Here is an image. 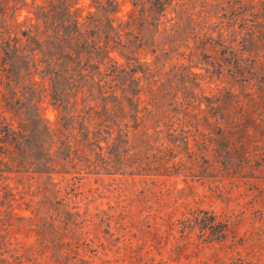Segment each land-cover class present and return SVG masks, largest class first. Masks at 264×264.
Segmentation results:
<instances>
[{
    "label": "trees",
    "instance_id": "obj_1",
    "mask_svg": "<svg viewBox=\"0 0 264 264\" xmlns=\"http://www.w3.org/2000/svg\"><path fill=\"white\" fill-rule=\"evenodd\" d=\"M20 1L27 4L0 0V264H93L79 249L80 243L87 244L77 237L83 220L68 197L60 194L61 181L54 175L103 171L152 176L154 185L160 177L180 174L212 177L220 172L232 179L235 170L249 167L253 143L264 142L263 92L227 90L207 99L202 109V101L183 85L181 72L187 67L178 66L180 73L174 76L182 86L172 94L177 85L157 77L151 64L141 61V51L155 45V34L148 38L146 33L158 24L171 0H133L125 20L115 17L118 0H92L100 14H90L84 29L73 8L77 0L49 1L37 7L34 18L18 21ZM252 8L250 19L241 18L247 31L238 47L224 43L221 32L217 40L208 36L195 47L212 63L228 65L241 77L264 59V5L260 12L255 5ZM186 72L187 78L196 76ZM47 96L57 110L53 128L41 111ZM147 118L157 123L155 133L162 132L157 127L166 130L171 148L161 142L153 152L154 144L147 142V153L132 150L130 136ZM35 176L44 180L34 186L30 179ZM171 194L159 190L150 205L135 200L139 216L168 237L175 221L187 220L183 212L175 219L180 196ZM215 219L212 214L202 220L197 216L194 226L202 235L205 229L210 234L218 229L212 235L227 238L228 224ZM21 235L29 242L19 241ZM181 237L186 246L189 236L184 230Z\"/></svg>",
    "mask_w": 264,
    "mask_h": 264
},
{
    "label": "rangeland",
    "instance_id": "obj_2",
    "mask_svg": "<svg viewBox=\"0 0 264 264\" xmlns=\"http://www.w3.org/2000/svg\"><path fill=\"white\" fill-rule=\"evenodd\" d=\"M25 1L26 5L19 2L23 6L17 12L18 21H22L25 16L34 18L39 5L56 0ZM132 1L118 0L119 8L115 17L125 20L133 8ZM261 4L264 5V0H171L158 24L146 33L148 38L152 37V33L155 34V45L141 51V61L151 64V73L161 76L163 80L168 78L172 84L177 85L171 88L172 94L182 86L176 81L178 76H174L180 73L178 66L187 67L181 72L185 79L183 85L193 90L198 101H202V109H205L207 99L220 96L227 90L238 94L245 89L253 93H264L263 58L253 65L250 74L241 77L229 71L228 65L220 68L212 63V58H205L200 54L201 49L195 48L203 44L208 36L217 40L220 32L224 43L229 45L234 42L235 47H238V42L247 31L241 18L250 19L254 5L255 10L262 11ZM73 8L76 9L83 29L88 26L90 14H100L92 0H77ZM251 24V21L247 22L248 26ZM196 34L198 38L192 39L191 36ZM154 47L153 53L151 49ZM186 70L196 76L187 78ZM186 80L189 82L186 83ZM180 96L179 92L178 99ZM260 101L264 105V100ZM41 111L50 128L55 127L57 110L51 105L48 96L42 100ZM156 124L147 118L143 126L132 133L129 145L133 151L147 153V142L154 144L153 152L157 151L161 142H165L166 149L173 146L167 142L165 129L157 127L162 132L155 133ZM253 144L255 155L251 157L249 167L241 172L235 170L232 179L220 172L214 173L212 177L206 173L187 178L180 174L160 177L153 185L152 176L107 174L103 171L98 174L82 171L65 174L63 177L62 174L54 175L55 180L61 181L60 194L68 197L70 205L75 206L74 210L79 212V220H83L81 233L77 237L84 238L87 244H79L81 254L93 264H216L231 260L237 264H264V142L259 140ZM162 153H166V150ZM199 163L203 164L202 161ZM35 178L30 179L35 182L34 186L44 180L41 177ZM11 183L14 186L13 180ZM159 190L170 191L175 198L180 196L175 219L184 215L187 219L182 224L175 221L173 235L169 237L163 229L157 233L153 227H149L146 219L135 210V200L150 205L152 195ZM2 195L1 190L0 199ZM199 210L207 213H199ZM182 212L184 215H181ZM19 213L28 215L26 211ZM210 214L215 215V221L228 224L225 227L227 233L230 231L227 238L218 240L217 235H212L217 234L218 229L211 231V234L205 229L206 233L202 235L203 231H200L198 225L194 226L195 217L202 220ZM183 230L189 236L186 246H183L185 240L181 237ZM18 240L29 242L22 235ZM101 242L103 245H99ZM177 245L174 250L173 247ZM143 250L149 253L145 254Z\"/></svg>",
    "mask_w": 264,
    "mask_h": 264
}]
</instances>
